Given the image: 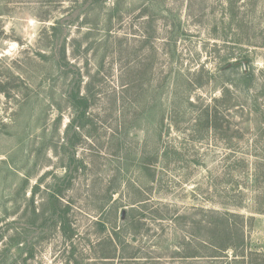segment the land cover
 Here are the masks:
<instances>
[{
	"label": "rangeland",
	"instance_id": "1",
	"mask_svg": "<svg viewBox=\"0 0 264 264\" xmlns=\"http://www.w3.org/2000/svg\"><path fill=\"white\" fill-rule=\"evenodd\" d=\"M0 264H264V0H0Z\"/></svg>",
	"mask_w": 264,
	"mask_h": 264
},
{
	"label": "trees",
	"instance_id": "2",
	"mask_svg": "<svg viewBox=\"0 0 264 264\" xmlns=\"http://www.w3.org/2000/svg\"><path fill=\"white\" fill-rule=\"evenodd\" d=\"M73 103L75 106L80 110V113H85L88 106H89V101L87 97H80L79 93H75L74 95L71 96ZM80 117V116H78ZM66 211V210H65ZM64 211V212H65ZM224 226H214L212 229L208 228L206 229L205 232V241H208L210 244V247L215 250L213 251L214 253H222L225 254L224 256H227L226 251L231 249L233 251V255L238 256L237 254L239 251L237 250L239 244H235L233 242H230V236H232L233 233V228L232 224L230 221V215H228L225 220H224ZM63 230H66V224L62 226ZM210 233V234H209ZM235 238L241 240L242 242H245V234L243 231H235L234 234ZM240 243V242H239ZM248 254V251H247ZM250 254V253H249ZM213 255V253H212ZM210 255V256H212ZM241 256L246 255V251L243 249Z\"/></svg>",
	"mask_w": 264,
	"mask_h": 264
},
{
	"label": "water",
	"instance_id": "3",
	"mask_svg": "<svg viewBox=\"0 0 264 264\" xmlns=\"http://www.w3.org/2000/svg\"><path fill=\"white\" fill-rule=\"evenodd\" d=\"M243 65H244V69L246 71L247 70V68H246V61L243 62Z\"/></svg>",
	"mask_w": 264,
	"mask_h": 264
}]
</instances>
